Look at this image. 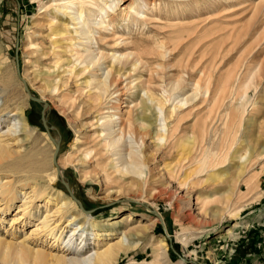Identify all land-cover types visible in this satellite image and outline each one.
Masks as SVG:
<instances>
[{
  "label": "rangeland",
  "instance_id": "374dc122",
  "mask_svg": "<svg viewBox=\"0 0 264 264\" xmlns=\"http://www.w3.org/2000/svg\"><path fill=\"white\" fill-rule=\"evenodd\" d=\"M51 1L0 0V78L2 75L8 78L6 86L1 85L4 82L0 79V102L8 106V110L3 111L7 114L1 116L8 115L16 107L23 110L26 130L21 131V142L17 143L21 151L27 152L23 161L46 160L52 167L55 145L51 138L57 139L56 162L62 167L61 176L56 170V179L48 189L70 198L72 194L78 200L80 206L72 199L83 216L75 223L83 225L87 233H111V227L106 224L132 212L133 220L123 222L116 235L125 232V240L134 242L127 254L119 256L116 264H149L154 260L160 238L166 242V258L159 256L160 264H176L181 258L187 261H182L183 264H264V196L258 197L264 188V152H261L264 137L257 138L256 154H261L246 162L241 179L236 176L238 168L229 161L213 170L215 175L224 173L218 180L210 179V170L200 166L199 162L207 156L202 150L201 135L194 139L191 150L188 143L191 133L197 134L198 127L204 122L212 95H206L205 87L198 86L200 92L194 99L179 104L180 99L191 94L203 69L207 77L211 75L213 90L237 63L239 71L231 82V88L237 90L246 66V59L242 58L246 54L239 55L247 43L232 52L216 53L218 46L222 45L224 50L230 46L225 28H230L232 21L203 24L208 30L211 27H214L211 31L221 30L219 37L210 36L211 31H208L209 37H189L186 29L179 31L178 24L172 22L178 19L188 22L196 15L197 19L203 20L208 14L203 10L196 11L197 14H186L184 10L174 13L176 8H186L189 0H88L82 8L97 10L101 7L108 17L111 16L108 6L115 1L120 6L118 15L106 20L112 29L101 27L93 35L94 47L103 54L99 60L101 66L112 63L113 53H132L127 59L114 61L124 62V65L119 71L112 70L110 88L102 93L89 83L92 73L101 71H95L96 66L82 64L76 58L83 53L84 41L72 31L62 36L52 34V27L69 22V15L60 14L56 23L50 24L52 12L57 11L56 7L49 6ZM132 1L135 5L146 4L142 9L146 16L144 22L139 20L126 31L123 20L129 12L123 8ZM222 1L225 0L216 2ZM232 1V9L237 10L228 19L238 18L241 23L252 18L256 5H263V0ZM201 3L203 6L209 2ZM263 16L264 7L261 16L257 17L259 23L263 21L261 30L264 29ZM176 31L181 35L173 37L170 33ZM260 45H264V39ZM262 55L264 52L259 59ZM137 59L139 61L132 64ZM25 87L32 97L46 103L44 110L43 103L29 98ZM260 87L249 88L245 100H238L244 104L239 107L244 113L238 123L235 144L244 158L238 163L241 165L250 157V150L242 140L249 136L244 132L248 112L255 101L264 98L256 96V91H262L264 84ZM230 100L235 102L234 98L225 100L229 110L231 105L232 109L235 107ZM115 106L119 111H115ZM108 109L120 116L119 126L123 132L120 154L125 155L123 160L134 158L138 161L142 171L140 176L127 171L115 154L116 147L108 143L102 131L101 121ZM42 110L48 132L42 123ZM217 114L224 116L225 108ZM221 121L209 122L210 148L223 134ZM252 137L253 144L256 141L255 136ZM129 141L137 153L131 158L127 154ZM36 152L38 155L34 156ZM232 153L231 149L229 159ZM213 155L209 152V157ZM66 156L69 163H65ZM247 182L255 187L253 194L245 195ZM19 203L18 199L14 206ZM153 209L160 213L170 240L159 219H154ZM14 211L12 207L0 213V238L18 244L30 233L32 225L22 227L18 222L12 223L10 218ZM45 213L44 208L33 209L34 219ZM88 222L97 223V226L91 228ZM235 225L239 227L235 228ZM67 234L65 229L62 236L66 235V238ZM184 239L185 243L181 241ZM27 242L37 246L34 238ZM88 249L92 251L91 243L86 251ZM0 264L12 263L2 261L0 254Z\"/></svg>",
  "mask_w": 264,
  "mask_h": 264
},
{
  "label": "bare ground",
  "instance_id": "6f19581e",
  "mask_svg": "<svg viewBox=\"0 0 264 264\" xmlns=\"http://www.w3.org/2000/svg\"><path fill=\"white\" fill-rule=\"evenodd\" d=\"M87 1L88 0H52L49 6L56 7L55 10L57 11L52 12L50 24L56 23V18L61 17L60 14L69 15V22H71L55 25L52 27V34L62 36L68 34L69 31H72L78 36V39L84 41L83 53L76 58L82 64L86 63L89 66H96L95 71H101L97 74L92 73L89 83L93 84L96 91L106 93L111 84L109 74L112 70L119 71L124 65V62L121 63L114 61H120L123 57L127 59L132 53H113L112 63L103 67L101 66L102 63H99V60L103 58V54L97 51L94 47L93 35L97 32V29L101 27L108 30L112 29L111 25L106 20L117 16V9L120 6L118 1H115L111 6H108L111 15L108 17L109 15L104 12L105 10L101 7L97 10L93 7L82 8L81 5ZM189 1L190 2L186 3V8L173 9L174 13L176 12L175 14H177V12L182 13L185 11L186 14L188 12L192 14L193 12L196 13L198 10H203L208 14H206V17H204L203 20L197 19L198 16L196 15V18L188 22H181L179 19L176 22H172L173 25L178 24L179 31L186 29V36L205 38L207 36L209 37L208 31H211L214 27H211L208 30L204 28V23L208 24L229 20L232 22L230 23V28H225L227 31L225 36H227V39H229L231 44L225 50L222 45H220V47L218 46L216 53L220 55L221 52H232L247 43L242 48V52L239 55L240 57L244 54H249L248 57L246 55V57H242L243 59H246V66L240 78L237 90L231 88V82L234 79L233 76L239 71L236 63V68L233 66L229 69V71L223 75V78L217 82V85H215L216 87L215 89L213 88V90L210 86V83L212 84V81L210 82L211 75H208L207 77L203 69L201 75L195 81V87L191 94H188L189 96L185 97V99H180L179 101V104H184L194 99L200 92L198 86L200 88L204 86L206 95H212L211 101H209L211 106H209L204 122L198 127L197 134L194 132L191 133L192 138L189 140L188 149H192L195 143L194 139L197 138L198 135H201L202 143H204V145L201 144V146H203L202 150L204 153H207V156L200 159L199 162L200 166L206 167V169L210 170V179L218 180L224 173H218L215 175L212 173L213 170L227 165L226 162L228 161L230 165L233 164V167L238 168L236 169V176L237 179H241L240 174H244L246 162H251L252 158L261 154H256L255 144L258 141L257 138L264 137V98L258 97L260 95L264 97L263 89L262 91H256L257 98H261L262 100L253 103V106L247 114V124L244 127V132L249 136L242 141L246 143V147L250 150V157L248 156L243 161L244 163L242 165L238 164L244 159L241 156L242 154L239 153L240 148H237V145H235L237 143L236 133H238V123L240 122L239 120L242 119L244 113L243 108L242 112H240L241 110L239 111V107L244 106V104L242 100H240L242 103L238 100L240 98L245 100L249 88L252 87L253 90H256L257 87H262L264 84V56L262 55L263 58L259 59L262 52H264V45H260V42L264 39V29H260V24L263 22L262 19L264 16L261 19V23H259L257 18L263 13L264 0L263 5L261 3L260 5H256L253 9L252 18L243 23H241V19L238 18L231 20L228 19L235 15L237 10V8L232 9L234 6L232 0H225L220 3L216 2L218 0H207L209 3L203 6L201 2L205 0ZM143 7H146V4L138 3V5H135L133 1L124 6L123 10L127 9L129 12L124 16L123 22L126 24L123 26L124 30L128 31L131 28L130 26L137 24L139 20L144 22L146 15L142 13V9H144ZM220 33H222L221 30L214 29L210 32V36L219 37L218 35H220ZM170 34H172L173 37L181 35V33L178 34L177 31ZM207 52H209V50ZM138 61L139 59L134 60L132 64L135 65ZM238 61L240 62V60ZM68 73L71 72L69 71ZM0 79L4 82L1 84L0 81V84L6 86L8 78L5 75H2ZM201 82L203 83L201 84ZM231 98L235 99V102L230 100V102L232 101L231 103H234L233 106L235 107L232 109L231 105L229 110L226 107L227 104L225 105V100ZM148 99L152 101L150 96ZM115 107V111H119V107ZM223 107L225 108V114L224 116H220L217 113ZM7 108L8 106L5 105V103L0 102V172H3L0 174V213L7 212L14 207L15 213L10 218L11 222H18L22 227L29 226V224L32 226L30 233L23 236L22 243L16 244L10 241H4L0 238L1 260L12 264H116L119 256L121 254H127L132 248L134 242L132 239L125 240L127 239L125 232L122 235H116L119 234L116 230L123 222L129 223L133 220L132 212L112 223H107L108 221H106V225L111 227V233L107 232V234L104 235L95 231L87 233L84 230L83 225L75 223L78 218L83 216V213L78 209L72 198L60 194L59 191L54 193L48 189L51 187V182H54L56 179V169H58L59 163L56 162V166L53 165L50 167L46 160H34L33 162L23 161L27 152L21 151V148L17 145L18 142H21V138H19L21 131L25 132L26 130L23 110L16 107L12 112H9L8 115L1 116V114H7V112H3L8 110ZM105 112L103 120L101 121V126L108 143L111 146L116 147L115 154H118L127 171L140 176L142 171L138 161L134 158L130 161L123 160L125 155L120 154V151L122 150V143H120V140L123 138V132L119 126L120 116L115 115L114 110L111 109H108ZM214 119H218V122L221 120L223 121V126L221 125L223 127V130H221L223 131V134H221V138L216 140L214 147L210 148L212 142L210 141L209 130L207 128L209 122ZM218 124L219 123H217V125ZM213 125L215 126V123ZM211 128L212 127H210V129ZM212 131H214V129ZM253 135L255 136L256 142L252 144ZM233 136H235V138ZM56 140L57 139L55 138L53 139L55 143ZM239 143H241V141ZM127 144H129V152L127 153L128 157H135L137 153L132 148L131 142L129 141ZM231 149L233 150V153L229 159L228 154ZM209 152L214 153L213 157H209ZM261 152H264V146ZM34 154V156L38 155L37 152ZM67 156L65 163L70 162L69 157ZM15 176H18V178L16 177V179ZM40 181H43L44 183L42 184ZM254 189L255 187L252 183L247 182L245 195L252 193ZM262 196H264V188L261 190L260 195H258L260 198ZM18 199L20 200V203L14 206ZM204 203H206V201H204ZM150 206L152 209V205ZM36 208H44L46 213L43 216L34 219L33 209ZM158 214L160 215L159 212ZM236 215L237 214L234 213V216ZM154 219H158V217L155 215ZM85 220L88 221V217H85ZM88 223L91 228L97 226V223ZM238 227L239 225H235V228ZM65 229L68 231L66 238V235L62 236ZM102 236L108 238L104 239ZM29 238L35 239L37 242L36 247L28 244L27 240ZM77 240L78 243H76ZM181 241L185 243L186 239ZM100 242L101 244L99 245ZM90 243L92 244V251L89 249L86 251ZM165 247V240L160 238L157 241L156 249L154 250V260L149 264H160L159 260L161 258H166ZM56 248L57 250H55ZM89 251H91V253ZM87 252L89 253L86 254ZM168 264L173 263L169 262ZM176 264H183V262L182 260H178Z\"/></svg>",
  "mask_w": 264,
  "mask_h": 264
},
{
  "label": "water",
  "instance_id": "95a60500",
  "mask_svg": "<svg viewBox=\"0 0 264 264\" xmlns=\"http://www.w3.org/2000/svg\"><path fill=\"white\" fill-rule=\"evenodd\" d=\"M25 91L27 92V94H28V96H29V98H30L31 100H34V101L39 102V103H43V110L46 108V103H44L41 99H38V98H34V97H32L31 94H30V92L28 91V89H27L26 87H25ZM43 110H42V112H41V114H42V123H43V126H44L46 132H48V128H47L46 123H45V118H44V116H43V114H44V111H43ZM51 140H52V142H54L52 138H51ZM54 145H55V148H54V152H53V155H52V163H53L54 166H56V165H57V164H56V153H57V150H58V144L54 142ZM56 170H57V175L60 177V176H61V175H60V169L58 168V169H56ZM62 182H63V180H62ZM63 185H64V187L68 190V185H67L66 183H64V182H63ZM71 197H72V199H73V200H74V201L80 206V203L78 202V200H76V198H75L72 194H71ZM85 212H86V213H89V211H85ZM152 213L158 217V219H159V223H160V225H161V227H162V230H163V232H164L165 235H166V228H165V225H164V223H163V221H162V218L160 217V215L158 214V212H157L156 210H152ZM166 238H167L168 240H170V238H169L168 235H166ZM181 260H182L183 262H187V261H185L183 258H181Z\"/></svg>",
  "mask_w": 264,
  "mask_h": 264
}]
</instances>
